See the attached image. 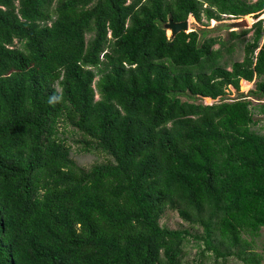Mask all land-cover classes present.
Listing matches in <instances>:
<instances>
[{
	"label": "trees",
	"instance_id": "trees-1",
	"mask_svg": "<svg viewBox=\"0 0 264 264\" xmlns=\"http://www.w3.org/2000/svg\"><path fill=\"white\" fill-rule=\"evenodd\" d=\"M262 13L264 0H0V264H264ZM189 16L199 28L167 35ZM73 144L106 159L82 166ZM167 210L194 231L162 225Z\"/></svg>",
	"mask_w": 264,
	"mask_h": 264
},
{
	"label": "rangeland",
	"instance_id": "rangeland-1",
	"mask_svg": "<svg viewBox=\"0 0 264 264\" xmlns=\"http://www.w3.org/2000/svg\"><path fill=\"white\" fill-rule=\"evenodd\" d=\"M264 18V13H262L258 18ZM225 19L221 20V21H215V20H210L208 23V27H216V23L219 22H225V21H232V19H226V17H224ZM247 22L250 24H252V22L254 21V18L251 16H245L244 17ZM239 19V18H238ZM236 20V19H234ZM188 21H189V29H197L200 27V24L197 23L195 21V19L192 16L188 17ZM167 35H169V30H166ZM212 35H216V34H222L224 37H227L228 34L225 30H215L212 33H209ZM242 57V46L241 43H238L235 51L231 54V59L233 60H240ZM254 89V84H250V86L246 89H241L240 84H239V92H243V93H247L248 95H250V91ZM239 95V93L237 92V90H235L233 87H229L227 90V94L225 95V99H232L235 98ZM260 99H254L253 103L255 105H260V104H264V95L259 97ZM203 101L205 103H210L213 102V100L209 99V98H204ZM255 116H258L260 118H262L264 115L263 114H255ZM260 123L264 124V121L261 120ZM66 136L68 138V140L70 141L71 139L76 138L77 136L71 135L70 132L66 133ZM73 150H72V156L73 158L77 161L78 164L88 167L96 162H100L105 160V156L102 154H98V153H89V152H84L81 150H78L77 145L73 144ZM160 223L162 225H166L167 227L170 228H188L190 229L192 232L194 231L192 228H190V226L188 225V223L184 222L182 219H180L176 213L171 212V211H165L164 214L162 215L161 219H160ZM186 252V259L189 260H195L198 257L197 252L200 250V247H197L195 244V241L192 239V237L190 238V240L188 241L186 247H185ZM230 264H236L235 261H231Z\"/></svg>",
	"mask_w": 264,
	"mask_h": 264
},
{
	"label": "water",
	"instance_id": "water-1",
	"mask_svg": "<svg viewBox=\"0 0 264 264\" xmlns=\"http://www.w3.org/2000/svg\"><path fill=\"white\" fill-rule=\"evenodd\" d=\"M245 17V16H244ZM241 17L239 19H232V21H225L216 23V27H208L207 32L212 33L215 30H225L227 33L231 30H239L241 28L250 27L247 20ZM251 25V24H250ZM163 27L169 30V36H174L179 31L188 32L192 29H189V21L188 18L181 21H173L172 18H168V20L163 24Z\"/></svg>",
	"mask_w": 264,
	"mask_h": 264
},
{
	"label": "crops",
	"instance_id": "crops-1",
	"mask_svg": "<svg viewBox=\"0 0 264 264\" xmlns=\"http://www.w3.org/2000/svg\"><path fill=\"white\" fill-rule=\"evenodd\" d=\"M242 81H247V80H242ZM249 82L250 84H254V80L253 81H247Z\"/></svg>",
	"mask_w": 264,
	"mask_h": 264
}]
</instances>
